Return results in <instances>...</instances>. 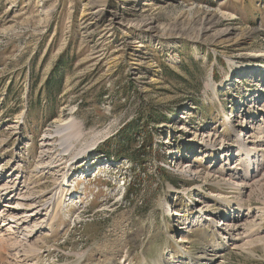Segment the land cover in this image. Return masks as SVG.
Returning <instances> with one entry per match:
<instances>
[{
    "label": "rangeland",
    "instance_id": "374dc122",
    "mask_svg": "<svg viewBox=\"0 0 264 264\" xmlns=\"http://www.w3.org/2000/svg\"><path fill=\"white\" fill-rule=\"evenodd\" d=\"M127 136L141 167L107 157ZM2 240L24 264H264V0H0Z\"/></svg>",
    "mask_w": 264,
    "mask_h": 264
},
{
    "label": "bare ground",
    "instance_id": "6f19581e",
    "mask_svg": "<svg viewBox=\"0 0 264 264\" xmlns=\"http://www.w3.org/2000/svg\"><path fill=\"white\" fill-rule=\"evenodd\" d=\"M153 1H155L156 3L158 2H160V3H166V1L167 0H153ZM152 4V3H151ZM192 11V9L189 11V12H191ZM203 11H205L206 13L207 12H209V10L208 9H203ZM209 16L211 15V14H208ZM116 20V17H114L113 18V21H115ZM152 25L153 24V22H150V23H146V25ZM145 25V26H146ZM155 29V27L154 26H150V28L148 29L149 31H153ZM140 50H138L137 52H139ZM261 70H263V69H261ZM247 73L249 72V71H246ZM242 74V73H241ZM241 74H239L240 76H241ZM244 76V75H243ZM64 121V120H63ZM61 122L60 124V126L58 127V129H60V128H65V127H67V126H65L66 124H68V123H65V122ZM57 128H56V130H58ZM57 132V131H56ZM59 133V132H58ZM54 134H55V130H48V133L43 137V144H42V147H43V151L41 152V158H42V160L43 159H50L51 160V165H49V167H47V168H49V169H51V170H53L54 168H60V167H62L63 165H64V163L62 162L63 160H58V158H59V155H58V157H56V156H54L57 152L56 151H54L53 149H55V148H50V146H53V145H51L50 144V142H53V143H55V141H57L56 140V138L57 137H55L54 136ZM52 143V144H53ZM207 146V145H206ZM211 147H214V145H211ZM59 151V150H58ZM243 154V153H242ZM251 154H248V156H250ZM61 156V155H60ZM227 156V155H226ZM53 164H56V166H54ZM46 168V169H47ZM65 168L63 167V170H64ZM44 183V182H43ZM21 184V183H20ZM65 191L63 190L62 191V195H63V193H64ZM52 194V191H48V195H51ZM33 199V198H32ZM57 200V199H56ZM47 204V203H46ZM45 204V201H41V204H39V203H37L35 206H34V212L35 213H31L30 215H23V216H21V217H19V218H17L16 219V221L15 222H17V225H22V224H27L28 223V221H30V220H33V218H35L36 216H39V215H41V216H46L47 217V215H46V213H45V215H42L43 214V209L44 208H46L47 209V205ZM31 206H33V205H31ZM30 206V208H32ZM57 207V206H56ZM40 208H42V210L40 211ZM28 210V209H27ZM53 213V212H52ZM60 214L59 213H53V215L51 214L50 215V218L48 219V221H49V224L51 225V224H53V223H58L59 221H60V219H59V216ZM49 216V215H48ZM4 219V218H3ZM36 219V218H35ZM14 222V221H13ZM19 222V223H18ZM6 225V224H5ZM4 225V226H5ZM47 225V224H46ZM45 225V226H46ZM226 224H223V226H225ZM228 225V224H227ZM226 225V226H227ZM43 225H41L40 226V229H34L31 233H34L36 230H43L42 227ZM229 226V225H228ZM33 229V228H32ZM30 231H31V229H30ZM38 231V232H39ZM10 233H13V234H15V231H13V230H11L10 231ZM50 237V236H49ZM8 240H2V242L0 243V264H12V262L14 263V264H24L26 261H32V260H34V259H38V258H41L42 257V255H39L38 254V252L36 251V250H29V248L27 247V246H21V245H18L19 246V248H22L23 250L22 251H24V252H27L28 254L26 255V254H24V253H21L20 255H16L17 257H13V258H11L12 256H13V254H11V253H13L15 250V248H18V247H16V245L15 246H10L8 243ZM7 253H9V255H8V257H7ZM46 254V253H45ZM94 254H92V255H90L88 258H87V260H90L91 261V259H92V256H93ZM97 255V254H96ZM43 256L45 257V255L43 254ZM46 256H49V254H47ZM21 257V258H20ZM10 260H12L11 262H9Z\"/></svg>",
    "mask_w": 264,
    "mask_h": 264
},
{
    "label": "trees",
    "instance_id": "16d2710c",
    "mask_svg": "<svg viewBox=\"0 0 264 264\" xmlns=\"http://www.w3.org/2000/svg\"><path fill=\"white\" fill-rule=\"evenodd\" d=\"M49 89L47 90L48 92V96L52 97V96H56L57 93L60 92V86L61 83L59 82H54L51 83L49 82L48 84ZM134 136L133 137H125L123 140V145H118V148L114 149L112 152L110 151V149L108 150V158L109 159H114L115 157H117L118 155L124 157L125 159H130L131 161H134V164L139 165L140 167L143 166V158H144V154L141 153V151L139 150L138 152H133L132 150V145L134 144ZM116 139H113L111 142L113 143ZM119 142V141H118ZM112 143L110 145H112ZM120 143V142H119ZM109 145V148H110ZM144 155V156H143ZM141 159V161H140ZM136 183L134 184H128V193L129 195L133 196L136 193ZM132 185V188H131Z\"/></svg>",
    "mask_w": 264,
    "mask_h": 264
}]
</instances>
